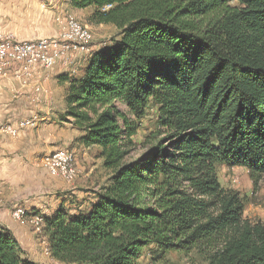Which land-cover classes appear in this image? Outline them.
<instances>
[{"label":"trees","instance_id":"16d2710c","mask_svg":"<svg viewBox=\"0 0 264 264\" xmlns=\"http://www.w3.org/2000/svg\"><path fill=\"white\" fill-rule=\"evenodd\" d=\"M70 1L120 29L66 91L65 116L111 175L89 208L44 217L52 257L141 264L148 247L197 248L210 264H264V223L219 179L222 164L255 188L264 176V0ZM151 108L150 147L128 159ZM0 264L40 263L0 225Z\"/></svg>","mask_w":264,"mask_h":264},{"label":"crops","instance_id":"0c3cea01","mask_svg":"<svg viewBox=\"0 0 264 264\" xmlns=\"http://www.w3.org/2000/svg\"><path fill=\"white\" fill-rule=\"evenodd\" d=\"M90 8L92 7H75L70 0H63L54 9L44 8L41 0H0V35H12L18 40L55 37L62 26L61 21L58 23L57 16L68 10L81 19L85 11ZM83 56L85 59L82 63L81 57ZM83 56L79 55L67 63H60L49 72L48 79H41L48 91V97L43 98V102H34L31 88L28 86L22 88L20 82L13 76L3 81L0 91V191L5 198V203L0 205V225L14 234L22 249L27 252L28 259L40 264H43L42 256L36 251L37 246L34 243L32 228L14 219L12 211L19 207L18 203L13 206V210L9 206L13 202H20L21 196H27L29 188H27L28 180L25 176L38 173L37 167L40 165L46 168L43 163L44 156L65 148L64 143L75 144V149L79 153L78 168L83 171L90 169L93 159L80 140L83 133L74 126L73 118L65 116L67 88L73 78L79 77L72 73V69L81 65V74H79L81 76L90 60V56ZM46 73L47 71H43L40 76ZM36 114L40 116L38 126L23 129L18 137L1 131L2 125L6 122L16 123ZM68 123L73 128L72 134L63 131L62 125ZM93 148L98 150L97 161L102 159L103 162L101 149ZM83 150L85 151L82 152ZM92 171L90 170L86 175ZM80 182L81 180H78L75 186H79ZM73 184H68V186L71 187ZM90 201L93 202L95 199H90ZM22 202H25V205L30 202L24 208L34 210L45 208L46 203H49L41 197ZM84 203L87 205L84 209L91 206V203L86 200Z\"/></svg>","mask_w":264,"mask_h":264},{"label":"rangeland","instance_id":"374dc122","mask_svg":"<svg viewBox=\"0 0 264 264\" xmlns=\"http://www.w3.org/2000/svg\"><path fill=\"white\" fill-rule=\"evenodd\" d=\"M62 2L63 0H61L59 4H61ZM58 5L56 7H51V9L57 8ZM94 11V8H90L85 11V14L81 17V19L77 16L80 20L90 23L93 27L95 41L92 44V51L88 54H84L87 56H90V54L97 51L98 48L100 49L102 47H105L115 42L116 39L120 38V29L116 25L107 23L101 24L97 20L92 19ZM66 14L72 13L68 10L64 11V13L57 16L58 23L59 21H61L62 23V19L66 16ZM81 58L83 63L85 56ZM81 68V65L76 66L75 69H72V73L80 76L79 74H81ZM121 108L126 110L125 106L123 105L121 106ZM157 120L158 111L155 108L148 109L147 115L140 120V125L138 128L139 130L137 134L131 138L132 142L127 145V148L130 150V154L127 157L128 159L137 158V156L141 155L149 149L151 144L150 135L155 132L157 128ZM62 126L64 127L63 131L65 133H73V128L69 123L63 124ZM63 147L74 152L76 156L74 166L78 169L79 176L73 181H68L59 176L50 174L48 170L42 165L38 167L36 166L38 173L25 176V178H27L28 180L26 183L27 188H29V190L27 191V196H21L19 198L20 202H13L12 204H10L9 207H12V210L14 208L13 206L16 203H18L19 206L21 205L23 207H27L30 202H28L29 204L27 203V205H25V202L21 203V201L27 202V200L41 197V199H43L44 201L47 200V202H49L46 203L47 207L40 208L39 210H34L32 208L26 209L28 210V216L41 214L46 218L50 214H53L61 206H65L72 213H77L80 211V209L83 210L85 207H87V205H85L84 203V200L91 203L92 201H90V199H95L96 194L99 193L104 187L103 185L106 184L108 178L111 175V171L103 166L102 159L99 162L97 161V149L93 147L88 148L87 146H85L93 161L90 164V169L83 171V169L81 170L77 166L79 153L75 149V144L67 145L64 143ZM84 151L85 150H83L82 152ZM90 170H93L92 173L90 172L89 175H86V173ZM219 179L224 187H226L227 189H235L240 193L243 200H245V218L253 221H262L264 223V176L260 180L258 187L255 188L254 182L252 181V178L250 176V172L246 168L238 166L230 168L229 166L222 164L219 166ZM78 180H81L80 185L77 183V185L79 186H75ZM68 184H73L74 186L72 185L70 187L68 186ZM4 203L5 198L3 197V193H1L0 191V205H3ZM18 222L32 228L31 230L34 236V243L37 246L36 251L41 254V262L43 264H64L54 259L52 255L45 254V244L43 243V241L47 240V238L44 233H37L33 226H31V224L27 220H25V222ZM23 254L26 257L27 252L23 250ZM140 261L141 264H210L206 254L197 248L190 252L172 250L165 256L160 257L157 256L154 247H148L143 253V256L140 258Z\"/></svg>","mask_w":264,"mask_h":264},{"label":"built area","instance_id":"2783aa9c","mask_svg":"<svg viewBox=\"0 0 264 264\" xmlns=\"http://www.w3.org/2000/svg\"><path fill=\"white\" fill-rule=\"evenodd\" d=\"M60 1L42 0L46 8L56 7ZM111 7L112 5H108L103 10ZM62 20L61 30L55 37L18 40L12 35H0V91L3 81L13 76L20 82L22 88L26 86L31 88L34 102H43V98L48 97L43 80L49 78V72L62 62L67 63L76 56L92 51V44L95 41L92 25L72 14H66ZM43 71L47 73L40 76ZM39 122L40 116L36 114L16 123L6 122L2 125L1 131L18 137L23 129L37 127ZM75 161L74 152L67 148L48 153L43 159L50 174L68 181H73L79 176L78 169L74 166ZM13 217L17 221H29L37 233H44L43 215L28 216V210L19 206L14 209ZM43 243L45 254L52 255L48 240H44Z\"/></svg>","mask_w":264,"mask_h":264}]
</instances>
